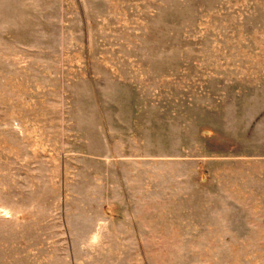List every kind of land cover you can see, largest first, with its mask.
<instances>
[{"label": "crops", "instance_id": "obj_1", "mask_svg": "<svg viewBox=\"0 0 264 264\" xmlns=\"http://www.w3.org/2000/svg\"><path fill=\"white\" fill-rule=\"evenodd\" d=\"M67 17L65 0H0V126L23 145L0 170V264H155L157 227L140 211L151 202L116 147L110 56L90 53L89 27ZM244 117L231 136L243 146L209 159L220 194L229 164L230 212L244 207L230 236L264 239V102Z\"/></svg>", "mask_w": 264, "mask_h": 264}, {"label": "rangeland", "instance_id": "obj_2", "mask_svg": "<svg viewBox=\"0 0 264 264\" xmlns=\"http://www.w3.org/2000/svg\"><path fill=\"white\" fill-rule=\"evenodd\" d=\"M65 6L72 27H89V52L110 56L104 85L123 118L114 122L116 147L131 157L127 177L139 174L138 191L151 202L140 211H150L158 232L157 252L147 260L264 264V239L230 236L231 220L243 225L244 207L230 212L229 164L217 178L223 194L215 190L220 164L212 160L243 146L231 136L246 126V110L256 114L264 102V0H65ZM22 149L16 133L0 126V170L6 151Z\"/></svg>", "mask_w": 264, "mask_h": 264}]
</instances>
